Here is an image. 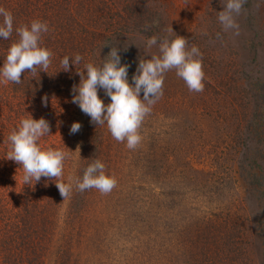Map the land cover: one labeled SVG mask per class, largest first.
<instances>
[{
  "label": "rangeland",
  "instance_id": "374dc122",
  "mask_svg": "<svg viewBox=\"0 0 264 264\" xmlns=\"http://www.w3.org/2000/svg\"><path fill=\"white\" fill-rule=\"evenodd\" d=\"M71 2L69 0L65 8ZM223 2L148 1L149 8H156L154 25L158 26L152 35L161 39L184 36L188 40L189 49L195 45L202 53L204 96H199L193 103L205 108L211 106V102H204L206 98L209 100V95L216 97L213 88L215 93H230L218 97V103H223L226 109H220V105L211 112L205 111V115H201L203 122L196 120L198 115L191 113L192 108L187 109L191 116H184L181 106H174L170 111V114L174 111L176 117L173 120L174 128L169 127V123H165L168 121L161 116L156 122V128L148 127V124L145 127L149 139L159 133L157 127L162 131H171L172 140L176 144L184 135L186 126L182 127L183 119L188 117L194 123H199L196 133H191V142L181 140L186 145L176 146L175 151L180 162L186 148L189 164L193 168H199L205 174H213L212 195L207 200L209 203L196 201L201 198L195 197L193 184L190 183L193 171L187 184L182 183L184 188L177 189V192L174 190L173 195L167 192L172 184L162 182L161 177L160 189H152L153 193L158 194L152 195V198L143 196L147 187L136 182V177L128 172H124L119 181L116 180V186L109 193H101L95 188L84 192L77 189L64 200L54 179L42 178L39 182L33 181L32 185L24 184L20 165L7 158L10 151L8 136L20 121L30 115L37 119L44 117L49 121L52 134L42 137L39 143L44 148L62 149L68 153L61 179L64 183H72L73 178H82L89 162L91 164L96 160L90 151L79 150L75 144L77 140L72 143L74 136L69 135L71 123L79 121L82 128L87 124V115L81 113L77 104H69L64 99L43 93L28 95L23 92L17 93L15 99L9 90L4 93L0 89V219L2 216L7 217L11 227L0 225V264H264L262 200L256 189L248 192L247 176L244 178L239 170L245 145L251 146L256 141L252 147L257 148L254 154L258 159L254 166L259 171L258 181L264 183V147L257 142L258 138L253 134L255 131L247 126L245 115L251 114L253 107L242 74L244 70L253 67V72H256L254 75H264V0H250V8L243 6L241 13L236 16L238 35L234 30L225 31L219 22ZM133 36L132 43L140 48L130 49L131 44H128L126 51L130 52L135 61L140 51H143L145 59L159 54L158 46L146 49L149 36ZM252 43L258 44L259 55L251 52ZM119 50L124 57V50ZM216 78L218 83L215 82ZM209 81L212 83H208V90L206 84ZM0 82L1 85H7ZM182 84L176 86L180 88V94ZM6 97L10 102L6 101ZM44 97H47L46 103ZM175 101L179 103V100ZM259 111L264 124V103ZM161 121L162 126L159 125ZM263 124L260 132H264ZM109 132L107 128L105 142H108L109 136L112 141ZM249 133L251 139L246 140L245 135ZM201 134L203 139L200 138ZM143 135L147 136L145 133ZM193 141L197 145L191 150L189 143ZM145 146L141 145L143 149ZM82 147H85L83 143ZM184 179L182 176L174 177L171 182H183ZM190 193L196 206L183 203ZM191 206L195 208L188 210ZM188 214L196 215L200 221L208 219V222L214 218L219 219L220 215H231L229 232L236 239L242 240L233 244L231 242L229 248L234 245L237 248L236 255L232 254L231 259H227L218 250L217 257L209 254L207 258L210 259L207 261L195 258L182 241V227L187 222ZM143 232L148 233L149 237H143Z\"/></svg>",
  "mask_w": 264,
  "mask_h": 264
},
{
  "label": "trees",
  "instance_id": "16d2710c",
  "mask_svg": "<svg viewBox=\"0 0 264 264\" xmlns=\"http://www.w3.org/2000/svg\"><path fill=\"white\" fill-rule=\"evenodd\" d=\"M148 1L149 0H72L70 5L65 8L69 0H0V7L7 9L13 14L15 26L30 24L33 20L47 22L49 31L42 35L41 46L50 49L54 54L51 65L47 70L48 72L42 70L39 72L38 69L35 77H33V73L31 72L22 73L21 83L16 84L9 82L5 86L1 85L0 82V89L4 91V93L9 90L12 98L15 99L18 97L17 93L19 92L28 95H31V93L33 95L43 93L49 97L64 99L69 104H72L71 101L74 94L73 86L80 82V76L76 70H83L84 63L87 62H91L97 66L102 65L103 62L108 59L107 54L112 46L124 50V57L121 56L123 59L122 63H127L129 65L128 78L129 82L133 83L132 76L137 70V61L144 59L145 55L143 51H140L136 55L137 60L135 61V58L131 57L132 55L129 51H126L125 47L131 44L129 46L130 49L140 48L138 45L132 43L131 38L134 37L133 35L153 36L152 32L155 27L158 26L154 25L156 8H149L150 5ZM244 6L245 8H250V0H247ZM0 21H2V18H0ZM253 31L255 32L254 34H257L255 30ZM16 39H18V37L15 32L8 40L0 39V65L4 62L3 59L6 56L8 47ZM257 47V43H252L250 45V50L252 53L259 55ZM77 53L84 57V61L80 65H77V69L74 65H71L70 62L71 71L60 70L62 67V58L66 55L71 57ZM254 73L256 72H253V67L242 72L245 86L248 88L247 93H249L250 99L252 98L253 107V112L245 115V119L248 120L247 126L249 125L251 129L255 131L253 134L256 135V139L258 138L257 142L261 143L264 147V132L259 131L263 124V122H261L262 115L259 110L262 103H264V75L260 77L257 74L254 75ZM212 81L206 84L208 90L210 88L208 83H212ZM215 82L218 83L217 78ZM179 84L183 86L181 88V94L179 93L180 88L176 87ZM214 91L215 89L213 88V94L216 97L209 95V100L206 98L205 102L201 98L202 103L208 104L211 102V106L205 108L201 107L200 104L197 105L193 103L199 96L202 97L204 94L202 92L190 91L184 80L177 76L176 71L173 69L165 75L163 96L152 106L151 112L145 117L139 129L141 136L142 133H145L147 136H142V141L137 148L129 149L126 146V142H119L113 137H111V141L110 136L108 137V142H105L104 138L107 133V125H96L92 123L88 115L86 116L87 124L77 133L72 134L70 132L69 135L74 136L72 143H74L75 139L77 140L75 144L80 148L79 150H88L91 152L92 158L101 160L106 166V173L114 176L116 180L119 181L120 177L124 175V172H128L136 177V182H139L143 187L146 186L148 189L145 191L146 193H143V196L146 198H152V195L158 194V192L153 193L152 189H160L161 177L162 182L172 184V187L169 188L167 192L173 195L175 193L174 190L177 192L179 189L184 188L182 183L187 184L190 174L193 171L194 174L192 175L193 178L190 183L193 184L195 197L201 198V200L196 201H206L209 203L207 200L212 195L211 186H213L214 180L211 176H213V174H205V172L199 168H193L192 165L189 164V152H187L188 150L186 148L180 162L177 160V151H175L176 146L184 147L187 140L191 142L193 138L191 133H196V127H198L199 123H194V121L191 120L192 118L190 119L187 117L183 119L184 125L182 127L186 126L184 132H186V129H188V131L186 133L183 132V138L179 139L185 142L179 140L176 144H174L172 140L171 131H162L161 128L157 127L159 133L149 139L145 127H147L146 124H148V127L156 128V122L161 116L163 120L168 121L165 123H169V127L173 126L174 128L175 124L173 120L176 119L174 111L170 114L174 106H181L180 109L184 112V116L190 115L187 109L192 108L191 113L198 115L196 120L200 119L203 122L204 118L201 115H205V111L209 110V112H211L213 108L220 105H222L220 109H226L223 103H218V97L229 95L230 93L226 94L225 92L220 93L217 91L215 93ZM99 95L104 99L105 103L110 102V98L105 94L103 89L99 90ZM141 97H143V92H141ZM245 97L247 96L245 95ZM175 100H179V103ZM6 101L10 102V100H7V97ZM77 108L81 111L78 105ZM81 113L83 112L81 111ZM84 114L85 113H83V115ZM162 122L163 121L159 123L160 126L163 125ZM250 133L245 135L246 140L248 138L251 139ZM203 137L204 136L200 138L203 139ZM218 139L219 138H217V141ZM255 142L248 147L245 145L244 152L241 155L243 160L239 162V170L243 173L244 178L247 176L249 185L248 192H251L252 189L259 191L258 197L261 198V206L263 207L261 212H264V183L258 181L259 171H257L254 166L257 164L258 159L256 157L257 148H252ZM72 143L69 142L68 144L73 146ZM82 143L85 147H82ZM166 143L168 144L167 146ZM144 144L146 145L145 149L141 147V145ZM195 145L197 144H195L194 141L189 143V149L192 150ZM254 152L256 153L254 154ZM89 163L87 165H89ZM179 176L185 178L183 182H171L174 177ZM137 189H139V187H137ZM76 190L77 189H74L72 194H74ZM189 190L192 193L190 186ZM191 193L187 195V199L183 201L186 206L191 204L196 206ZM195 206L188 207V210L194 209ZM183 212H185V214L189 213L188 211ZM187 216V222H185V226L182 227V241L187 245V248L193 252L191 254H193L195 258L200 257V260L204 259V261H207L210 259L207 258L209 254H211V256L214 254L217 257L218 250H221L227 259H231L232 254L236 255L235 251L237 248H235L234 245L231 248L229 247L231 242L233 244V242L237 243L242 240L236 239L234 235L229 232L231 215H220L222 218L219 216V219L214 218L209 222L207 218L205 221H200L196 215L190 216V214H188ZM154 217L158 219L157 215H154ZM8 221L7 217L2 216L0 225L5 224V226L9 228L10 225ZM222 229L224 232H221ZM263 234L264 232H261L262 236ZM143 237H149L148 233L143 232ZM223 247L225 249H223Z\"/></svg>",
  "mask_w": 264,
  "mask_h": 264
},
{
  "label": "clouds",
  "instance_id": "9594fccd",
  "mask_svg": "<svg viewBox=\"0 0 264 264\" xmlns=\"http://www.w3.org/2000/svg\"><path fill=\"white\" fill-rule=\"evenodd\" d=\"M245 3L247 0H224L218 19L225 31L234 30L236 35L239 34L236 16ZM0 18V39L8 40L14 32L18 37L8 47L0 65V81L19 84L22 73L31 72L35 77L38 69L39 72H48L54 54L41 46L42 35L49 31L48 23L33 20L30 24L15 26L13 14L3 7H0ZM153 46H158L159 54L139 60L132 76L133 83L128 78L129 65L122 63L120 50L113 46L102 65L87 62L83 70H76L80 82L73 86L71 102L77 104L92 123L106 124L112 137L126 142L129 149L137 148L142 141L139 129L152 106L163 96L167 72L174 69L190 91L202 92L205 87L202 53L197 46L189 49L188 40L181 35L163 39L153 35L147 39L146 49ZM83 61L84 57L79 53L71 57L66 55L61 60L60 70L71 71L70 62L77 69ZM100 89L104 90L110 102H104L99 95ZM43 99L46 103L47 97ZM81 126L79 121L73 122L70 132L77 133ZM48 134H52L49 121L30 115L23 118L8 136L10 151L7 158L20 165L24 184L32 185L33 181L36 183L42 178L54 179L63 200L70 196L73 186L81 192L93 188L101 193L111 192L116 186V178L106 173V166L99 159L86 167L82 178L75 177L72 183H64L61 178L68 153L62 149L42 147L39 141Z\"/></svg>",
  "mask_w": 264,
  "mask_h": 264
}]
</instances>
